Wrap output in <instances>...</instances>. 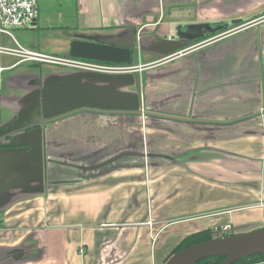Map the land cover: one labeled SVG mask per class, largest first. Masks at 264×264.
Wrapping results in <instances>:
<instances>
[{
  "label": "crops",
  "instance_id": "0c3cea01",
  "mask_svg": "<svg viewBox=\"0 0 264 264\" xmlns=\"http://www.w3.org/2000/svg\"><path fill=\"white\" fill-rule=\"evenodd\" d=\"M38 14L14 33L27 48L107 43L143 69L0 55V264H166L190 234L264 227V0H40ZM205 24L227 27L178 38Z\"/></svg>",
  "mask_w": 264,
  "mask_h": 264
},
{
  "label": "water",
  "instance_id": "95a60500",
  "mask_svg": "<svg viewBox=\"0 0 264 264\" xmlns=\"http://www.w3.org/2000/svg\"><path fill=\"white\" fill-rule=\"evenodd\" d=\"M226 27L227 25H219V27L211 24L192 25L186 31L180 27L178 38L187 42L193 41L207 34H215ZM70 55L102 62L130 63L134 61V55L130 49L94 41H74ZM260 253H264V227L240 232V234L212 237L211 240L199 242L172 254L166 264H201L199 263L201 260L216 256H222L225 259L214 264H234L243 258Z\"/></svg>",
  "mask_w": 264,
  "mask_h": 264
},
{
  "label": "built area",
  "instance_id": "2783aa9c",
  "mask_svg": "<svg viewBox=\"0 0 264 264\" xmlns=\"http://www.w3.org/2000/svg\"><path fill=\"white\" fill-rule=\"evenodd\" d=\"M40 0H0V55L9 54L19 59L15 65L20 62L35 64H54L59 66H67L74 69H82L89 72L101 74H125L143 69L142 65H130L129 63L102 62L97 60H89L81 57L58 56L45 54L35 49H29L25 45L19 43L15 38V31L18 29H29L35 25L39 16ZM7 36L13 42L14 46L2 44V37ZM222 34L205 38L201 43L197 44L205 46L211 41L220 39ZM170 38V37H169ZM194 45L193 47L197 46ZM5 67L0 64V92L2 91V75ZM231 226H225L221 237L229 235ZM84 251L82 248L81 253Z\"/></svg>",
  "mask_w": 264,
  "mask_h": 264
},
{
  "label": "trees",
  "instance_id": "16d2710c",
  "mask_svg": "<svg viewBox=\"0 0 264 264\" xmlns=\"http://www.w3.org/2000/svg\"><path fill=\"white\" fill-rule=\"evenodd\" d=\"M212 237H214V235L212 231H209V230L198 231L197 233L190 234L183 238V241L178 246H176V248L173 250L171 255L183 250L184 248L196 245L199 242L211 240ZM224 259L225 257L216 256L212 258L203 259L199 263L214 264V263H219L223 261ZM263 261H264V253H260V254H256L255 256L243 258L241 259V261H238L234 264H255V263L263 262Z\"/></svg>",
  "mask_w": 264,
  "mask_h": 264
},
{
  "label": "rangeland",
  "instance_id": "374dc122",
  "mask_svg": "<svg viewBox=\"0 0 264 264\" xmlns=\"http://www.w3.org/2000/svg\"><path fill=\"white\" fill-rule=\"evenodd\" d=\"M201 41V40H200ZM199 43H201V42H199ZM194 46V45H193ZM230 235V234H229ZM214 236L215 237H219V236H222V233L220 232V231H215L214 232Z\"/></svg>",
  "mask_w": 264,
  "mask_h": 264
}]
</instances>
